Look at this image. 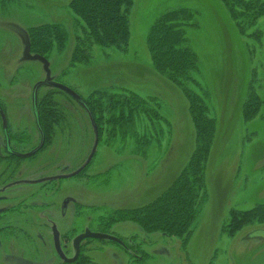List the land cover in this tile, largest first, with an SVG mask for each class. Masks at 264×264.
Instances as JSON below:
<instances>
[{"label": "rangeland", "instance_id": "1", "mask_svg": "<svg viewBox=\"0 0 264 264\" xmlns=\"http://www.w3.org/2000/svg\"><path fill=\"white\" fill-rule=\"evenodd\" d=\"M70 1L5 0L2 3L0 0V105L3 108L0 125L4 117L9 131L22 130L31 135L36 147L40 138L33 112L35 94L38 101L51 102L41 105L47 113L50 110L59 113L62 109L65 122L62 116H53L60 123L59 134L44 147L55 152L64 150V164L58 161L62 165L56 172L63 174L58 177L63 179L59 182L64 185L63 196L72 195L81 200L76 213L63 221L51 208L58 203L61 206L62 201H58L61 195L49 196L47 200L45 196H36L34 203L31 202L38 215L47 205L51 208L49 239L47 243L45 239L35 243L39 247L35 251L43 256L42 264L59 261L53 246V226L59 227L62 234H71L65 237L70 240L67 255H73L74 238L87 229L94 230L101 213L119 209L104 207L103 202L130 207L151 202L178 176L194 150L195 131L187 102L174 85L155 72L147 45L150 27L170 9H187L194 14L187 30V44L198 58L196 92L206 95L210 116L217 121L206 170L208 199L200 208L196 230L187 244L191 264H264V224L246 227L235 237L222 231L231 209L248 211L264 204V104L250 120L246 121L242 112L249 92L264 101V16L241 34L220 0H135L130 12L131 39L127 50L94 46L88 64L74 65L71 54L78 34ZM55 23L71 33L67 47L48 56L30 53V29ZM46 81L71 88L83 98L96 90L114 92L126 88L157 102L164 119L153 120L151 125L148 119L141 118L136 120L134 128L153 140L145 148L144 158L132 153L135 147L132 132L124 141L117 136L115 144H106L107 134L97 130L95 120L83 105L66 93L44 85ZM63 165L69 167L68 172H62ZM97 206L100 209H95ZM116 228H121L119 231L127 236L138 231L153 244L158 239L155 248L160 252L162 248H171V243L181 244L176 238L147 234L134 224ZM91 243L103 246L96 241ZM112 247L106 253L85 248L84 255L89 258L95 250V257L101 260L99 264L104 261L124 264V254ZM18 251L23 254L20 247ZM168 257L165 254L156 260L165 261ZM143 262L153 264L146 258ZM170 262L171 259L166 264Z\"/></svg>", "mask_w": 264, "mask_h": 264}, {"label": "trees", "instance_id": "2", "mask_svg": "<svg viewBox=\"0 0 264 264\" xmlns=\"http://www.w3.org/2000/svg\"><path fill=\"white\" fill-rule=\"evenodd\" d=\"M4 1L1 0L2 3ZM220 1L228 9L241 34H245L248 28L264 16V0ZM134 2L135 0L70 1L69 9L77 19L78 34L71 54L74 65L88 64L94 46L127 50L131 39L130 12ZM193 16L187 9L165 11L150 27L147 45L155 72L174 85L187 102L195 131L194 150L178 176L154 200L133 208L115 209L105 218L111 225L121 222L135 223L147 234L159 233L168 238H176L184 246L192 238L200 208L208 199L206 170L217 128L216 119L210 116L206 95L196 92L199 87L196 79L198 58L187 44V30L191 27L189 25ZM70 34L65 26L58 23L34 27L28 33V51L48 56L55 50H64L70 41ZM256 37H260L259 34ZM44 103L51 102L39 100L40 107ZM243 104V117L247 121L260 110L264 101L249 92ZM82 105L95 120L97 130L107 134L106 144H115L117 136H121L120 139L124 141L132 132L131 137L135 143L132 153L143 158L145 148L150 147L153 140L148 134L134 130L136 120L145 118L153 125V120L164 119L157 102L126 88H119L114 92L96 90L88 98L82 99ZM53 116L64 117L62 109L59 113L51 110L47 113L46 108L40 110L41 118ZM47 122L49 121H44L45 125ZM103 222L108 225L106 221ZM255 223L264 224L263 203L248 211L231 209L228 223L222 231L235 237Z\"/></svg>", "mask_w": 264, "mask_h": 264}, {"label": "flooded vegetation", "instance_id": "3", "mask_svg": "<svg viewBox=\"0 0 264 264\" xmlns=\"http://www.w3.org/2000/svg\"><path fill=\"white\" fill-rule=\"evenodd\" d=\"M37 98L38 94H35L33 112L35 114L36 128L38 129L37 135L40 138L36 147H34V140L31 135L22 132V130L20 132L9 131L7 121H5L4 117H1L4 122L0 125V264H42L43 260L40 259L43 256L39 255V251H35V248H39L35 243L40 240L44 241V239L47 243L49 239L47 233L50 226L49 210L51 208L55 209L56 213L60 214V220L63 221L71 213H76V207H80L81 203V200L76 196H63L64 185L59 183L63 179L58 178L63 174H56V172L60 171V165H62L57 164V162L62 160L61 162L64 164V150L61 149L60 152V149H58L55 152L54 149L47 148V150L44 147L52 138L59 134L58 127L60 123L58 124L57 119L54 117H40V110L44 107H39ZM2 112L3 108L0 105V114ZM62 118L64 123L65 118ZM44 121L49 122L45 125ZM23 163L29 164L28 168L24 167ZM68 170L69 167L62 166V172L66 173ZM53 173L55 174L53 175ZM54 178H58V180ZM34 187L36 190H34ZM60 195L62 196L61 200L58 199V201H62L60 207L59 203L51 208L47 205L45 208L42 207L44 209H42L41 215H38L37 210L34 212L35 206L32 203H34L36 196H45V200H47L49 196L55 198ZM109 205L119 209L133 208L103 202L104 207ZM95 209H100V207L97 206ZM108 214L101 213L99 215V221L94 230L87 229L84 233L74 238L71 244V247L74 248L73 255H67V242L70 240L65 237L71 234H62L59 227L53 226L51 230L53 246L59 259L56 264H99L98 261L101 260H99L100 257H95V250L91 253V257L88 258L84 255V249L95 248L99 249L97 253L102 251L106 253L109 251V246H113L112 248H116L119 253L122 252L124 254L126 258H123L124 264H146L143 262L145 258L152 261L151 263L153 264H166L169 259H171L170 264H191L192 259L187 245L171 243L173 244L171 248H162L163 252L157 251L159 248L155 247L158 239L153 244L150 239L147 241L146 237L141 236L140 234L142 233L138 231H134L127 236L119 231L121 228L117 229L116 227L126 224L138 225L131 222L108 224V219H105ZM86 232L102 234L106 239L87 238L82 240L77 246V239ZM33 234L35 235L33 236ZM35 236L36 238H34ZM92 241H96L98 244L102 243V248L92 244ZM176 246L178 248H175ZM19 247L23 254H18ZM27 248L29 249L27 250ZM77 248H79V251ZM165 254L169 255L168 261H163L161 258H159L160 261L156 260ZM114 262L117 263V260ZM101 264L111 263L104 261Z\"/></svg>", "mask_w": 264, "mask_h": 264}, {"label": "water", "instance_id": "4", "mask_svg": "<svg viewBox=\"0 0 264 264\" xmlns=\"http://www.w3.org/2000/svg\"><path fill=\"white\" fill-rule=\"evenodd\" d=\"M44 85H48L50 87L59 89L61 91H63L64 93L68 94L69 96H71L72 98H74L77 102H79L80 104H82V99L80 98V96L75 93L73 90H71L70 88H67L63 85L54 83V82H50V81H46L44 83ZM87 238H93V239H106V237L102 234H97V233H91V232H86L85 234L81 235L78 239H77V246L79 245V243ZM77 250L79 251V248H77Z\"/></svg>", "mask_w": 264, "mask_h": 264}, {"label": "bare ground", "instance_id": "5", "mask_svg": "<svg viewBox=\"0 0 264 264\" xmlns=\"http://www.w3.org/2000/svg\"><path fill=\"white\" fill-rule=\"evenodd\" d=\"M67 143H68V141H67Z\"/></svg>", "mask_w": 264, "mask_h": 264}, {"label": "crops", "instance_id": "6", "mask_svg": "<svg viewBox=\"0 0 264 264\" xmlns=\"http://www.w3.org/2000/svg\"><path fill=\"white\" fill-rule=\"evenodd\" d=\"M172 151V150H171Z\"/></svg>", "mask_w": 264, "mask_h": 264}]
</instances>
